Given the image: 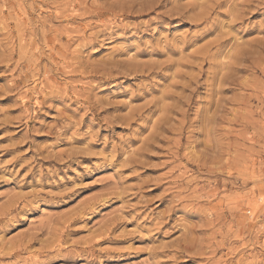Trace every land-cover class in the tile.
<instances>
[{"label": "rangeland", "instance_id": "rangeland-1", "mask_svg": "<svg viewBox=\"0 0 264 264\" xmlns=\"http://www.w3.org/2000/svg\"><path fill=\"white\" fill-rule=\"evenodd\" d=\"M0 264H264V0H0Z\"/></svg>", "mask_w": 264, "mask_h": 264}]
</instances>
